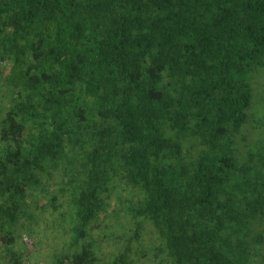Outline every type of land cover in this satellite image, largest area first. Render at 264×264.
Returning <instances> with one entry per match:
<instances>
[{
  "label": "trees",
  "instance_id": "obj_1",
  "mask_svg": "<svg viewBox=\"0 0 264 264\" xmlns=\"http://www.w3.org/2000/svg\"><path fill=\"white\" fill-rule=\"evenodd\" d=\"M263 70L264 0H0L5 264H25L17 227L53 177L67 235L42 264H132L147 222L159 264H264V119L245 135ZM115 189L136 194L105 249Z\"/></svg>",
  "mask_w": 264,
  "mask_h": 264
},
{
  "label": "rangeland",
  "instance_id": "obj_2",
  "mask_svg": "<svg viewBox=\"0 0 264 264\" xmlns=\"http://www.w3.org/2000/svg\"><path fill=\"white\" fill-rule=\"evenodd\" d=\"M255 82L253 106L249 110L250 116L245 128V135L251 138L255 137L263 129L259 125L261 124V120L264 119V70L258 75ZM7 104L8 95L6 91L1 89L0 115L6 110ZM58 180V177L47 178L44 187L32 188L30 190L31 194L28 198L30 205L27 207L29 215L22 216L20 219L16 231L18 237L14 246L15 250L25 253L21 259L25 264H42L47 261L54 251V247L60 244L63 237L67 235L63 230V226L58 224V218L52 217L49 214V211L52 210L49 205L51 196L55 188L58 187V184L54 183ZM131 194L135 195L136 193H128L122 189L110 190L108 200H110L111 205L108 207V211L100 213L92 223L93 228L91 233L97 241L101 238L100 244L105 249H114L120 244V241L117 239L118 236L114 237L111 233V230L113 231L119 225H117L118 223L115 220V214L109 212L119 207L121 204L119 198H122L121 196L128 198L131 197ZM65 199L66 197L62 195H59L58 198L56 197L57 210H60L61 206L65 207ZM54 214H57V211ZM120 214L122 222L126 223V228L130 227L133 229L136 225L135 221L128 219L127 212L120 211ZM22 225H26V228L29 227L30 231L27 230L25 232V228ZM100 230H103L105 236L100 235ZM130 234L127 232L126 234H121L124 242L128 236H132ZM129 244L130 248L134 251L131 252V258L134 259L132 264H159L162 260V243L148 222L141 227L140 234L137 237L134 236ZM7 259L0 246V264H5Z\"/></svg>",
  "mask_w": 264,
  "mask_h": 264
}]
</instances>
